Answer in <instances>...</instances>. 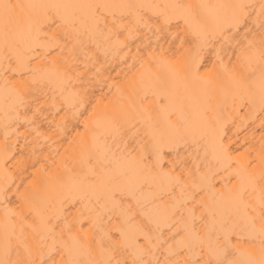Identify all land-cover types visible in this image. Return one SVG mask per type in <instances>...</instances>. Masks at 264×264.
I'll return each mask as SVG.
<instances>
[{
    "label": "snow or ice",
    "instance_id": "1",
    "mask_svg": "<svg viewBox=\"0 0 264 264\" xmlns=\"http://www.w3.org/2000/svg\"><path fill=\"white\" fill-rule=\"evenodd\" d=\"M247 7L0 0L6 91L32 124L49 100L62 121L69 111L78 123L86 117L61 170L16 193L20 211L5 209L0 264H264V146L234 157L218 119L229 101L264 113V19L254 32ZM165 33L175 43L157 51L152 39ZM130 40L138 55L114 108L89 112L78 89L98 77L101 56ZM225 40L236 41L235 62L210 69Z\"/></svg>",
    "mask_w": 264,
    "mask_h": 264
},
{
    "label": "bare ground",
    "instance_id": "2",
    "mask_svg": "<svg viewBox=\"0 0 264 264\" xmlns=\"http://www.w3.org/2000/svg\"><path fill=\"white\" fill-rule=\"evenodd\" d=\"M97 2L165 3L169 0H97ZM187 2L244 4L248 6L247 12L250 15L248 23L254 32L259 31V21L264 19V16H261L260 7L264 0H187ZM233 35H235L234 32ZM242 36L243 30L237 38ZM127 43L128 48L119 52H110L106 59L101 56L97 64L100 70L98 77L93 75L90 77L93 80L92 85L83 90L78 89L82 96H86L91 101L92 107L88 108L89 112H92L93 107L96 115L112 110L117 96L116 87H124L126 81L131 78L132 70L129 65L133 64V57L138 55L137 44L134 40ZM174 43L166 33L158 39L156 37L152 39V47L157 51L162 48L167 52ZM173 50H175L174 47ZM216 50L219 52V58L215 53L207 57L210 69L215 64L218 70L222 71L219 67L221 61L223 65H231L235 62V53L238 51L235 40H225L222 45L217 44ZM139 55H146V53L141 51ZM4 75L3 70L0 69V190L6 186H11L12 190L7 201L0 197V223L3 221L6 208L21 210L22 200L17 198L16 193L21 196L26 195L35 185L61 170V161L65 155V149H68L66 141L76 135L74 128L83 131L86 118L78 116V123L69 111L67 119L62 121L56 115V110L50 107L51 100H49L44 104L46 109H50L44 114L47 119L40 116L36 124L30 123L34 119L32 113L26 107L18 106L14 93L10 90L6 91ZM33 94L40 95L38 92ZM25 112L28 114L23 115ZM218 119L221 138L234 157L244 161L248 156L255 158L258 155L264 146V124H262L264 113L258 106L237 105L234 107L229 101L221 106ZM58 124H67V131L59 134L50 131V129L55 130ZM33 128L38 130L39 135L37 131H33ZM57 152L60 155H57ZM24 210L26 213L27 210ZM84 223L87 224L86 219ZM55 259L58 261L59 256H55Z\"/></svg>",
    "mask_w": 264,
    "mask_h": 264
}]
</instances>
